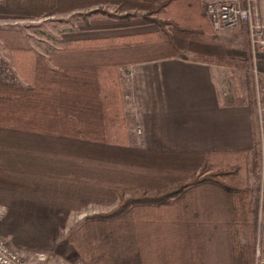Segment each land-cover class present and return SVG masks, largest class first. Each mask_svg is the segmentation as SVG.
<instances>
[{
    "label": "trees",
    "instance_id": "1",
    "mask_svg": "<svg viewBox=\"0 0 264 264\" xmlns=\"http://www.w3.org/2000/svg\"><path fill=\"white\" fill-rule=\"evenodd\" d=\"M84 9L96 15L83 32L131 31L47 57L19 30L0 32L24 78L0 84V234L22 253L54 252L71 215L96 204L112 208L66 239L83 264H256L257 140L229 154L150 150L122 75L172 58L250 75V43L228 46L200 0H0V17L17 19Z\"/></svg>",
    "mask_w": 264,
    "mask_h": 264
},
{
    "label": "crops",
    "instance_id": "2",
    "mask_svg": "<svg viewBox=\"0 0 264 264\" xmlns=\"http://www.w3.org/2000/svg\"><path fill=\"white\" fill-rule=\"evenodd\" d=\"M62 28L65 37L69 28ZM135 70L132 103L146 148L227 154L254 148L253 97L236 89L223 92L220 85L237 79V72L243 76V70L177 58L140 64Z\"/></svg>",
    "mask_w": 264,
    "mask_h": 264
},
{
    "label": "rangeland",
    "instance_id": "3",
    "mask_svg": "<svg viewBox=\"0 0 264 264\" xmlns=\"http://www.w3.org/2000/svg\"><path fill=\"white\" fill-rule=\"evenodd\" d=\"M257 17L260 25L264 26V0H258L257 4ZM104 8V7H103ZM106 8V7H105ZM107 9V8H106ZM114 10V8H110ZM108 10V9H107ZM89 11L87 9L75 11L68 14H57L55 16H47L35 19H17V18H9V17H0V32L6 29H16L22 33L23 38L26 43L33 49L35 52L40 54L41 56L47 57V53L51 50L58 49L63 42H70L78 38H90L93 36L99 35H115L119 34V30H102V31H89L83 32L81 24L90 21L92 17L95 15H89ZM64 21V22H63ZM61 22V23H60ZM64 23V24H63ZM65 25V27L69 28L66 30L67 36L63 37L61 28ZM63 29V28H62ZM143 30H152V26L141 28ZM221 37L224 38L225 43L235 49H244L251 41L249 31L245 24L239 26L236 29L227 30L221 33H218ZM0 51L2 54L11 62L12 66L15 67L18 74L24 80L20 72L18 71L16 65L14 64L10 51L6 47V43L3 37L0 35ZM252 51V50H251ZM253 67L250 71V75L241 76L239 72H237V79L232 80L227 83L220 84L222 87V91L224 89L233 92L232 90H237L238 93L242 95L253 97L255 101V88H256V71L258 72V80L261 82L264 80V70H260L259 63L264 62L263 59H259L257 64H255L253 55ZM127 68V67H126ZM125 69V68H124ZM228 70V69H227ZM136 71V70H135ZM24 82V81H23ZM2 84V83H0ZM225 84H229V86H225ZM234 85V87H232ZM130 86V85H129ZM131 98L129 100L133 102L132 98V89ZM134 94V92H133ZM138 138L140 139V135L138 134ZM258 150V149H257ZM259 155L257 157L258 161ZM259 167V161H258ZM258 167L257 173L254 174L250 169L248 171L249 181L252 186L257 187V179H258ZM257 190V189H256ZM258 196V194H257ZM4 208L3 213L0 214V217L4 215L6 212V207L0 205ZM112 207H106L102 205L91 204L86 207L82 212H75L71 215L68 225L60 237L57 248L54 252H46V251H34L31 253L23 254L26 256L28 264H83L81 259L74 252L72 247L67 244L66 239L70 229L80 226L86 217L89 215L108 211ZM264 223V220H263ZM260 222L258 220L257 226V244L264 250V227L260 228ZM1 235V234H0ZM11 242V241H10ZM36 253H45L47 255L46 261H39L35 258Z\"/></svg>",
    "mask_w": 264,
    "mask_h": 264
},
{
    "label": "built area",
    "instance_id": "4",
    "mask_svg": "<svg viewBox=\"0 0 264 264\" xmlns=\"http://www.w3.org/2000/svg\"><path fill=\"white\" fill-rule=\"evenodd\" d=\"M205 7L212 28L215 32L221 33L227 30L236 29L245 24L249 31L252 55L257 64L259 59L264 60V26L260 25L257 17L258 0H200ZM256 71L255 88V135L259 153L258 167V205L260 228L264 227V80H258ZM123 77L133 82L136 71L134 66H128L122 70ZM22 78L11 62L0 51V83L20 84ZM138 133L141 128L138 126ZM4 208L0 206V214ZM256 264H264V250L257 244ZM35 258L39 261H46L45 253H36ZM0 264H28L26 256L14 248L10 240L0 235Z\"/></svg>",
    "mask_w": 264,
    "mask_h": 264
}]
</instances>
